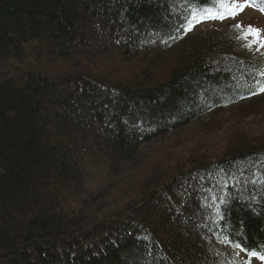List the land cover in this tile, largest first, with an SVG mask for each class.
I'll use <instances>...</instances> for the list:
<instances>
[{
    "label": "trees",
    "instance_id": "1",
    "mask_svg": "<svg viewBox=\"0 0 264 264\" xmlns=\"http://www.w3.org/2000/svg\"><path fill=\"white\" fill-rule=\"evenodd\" d=\"M209 8L0 0V264H248L237 249L264 253V202L253 205L264 201V127L206 140L220 111L241 115L244 101L264 121V56L237 38L239 22L184 31ZM171 132L181 134L153 184L114 178ZM95 165L106 180L90 189Z\"/></svg>",
    "mask_w": 264,
    "mask_h": 264
},
{
    "label": "rangeland",
    "instance_id": "2",
    "mask_svg": "<svg viewBox=\"0 0 264 264\" xmlns=\"http://www.w3.org/2000/svg\"><path fill=\"white\" fill-rule=\"evenodd\" d=\"M242 2V0H241ZM235 23V22H239V23H243V25L246 24H253V23H260L264 26V12H261L259 10V5L255 8V6L252 7H245L243 9L242 12H239L235 17H231L229 16L226 19H219L214 21L213 25L216 26H222L225 27L227 24L230 23ZM209 24H205L202 25L200 28L202 27H208ZM210 26V25H209ZM261 29V28H260ZM262 30V34H264V30ZM235 52H240L241 54H244V51L242 50V48H235L234 49ZM261 51V52H260ZM260 51H258V53H260V55L264 56V48H260ZM264 94V93H262ZM263 99L257 100V101H262ZM263 104V103H261ZM180 108H184L187 109L186 106H183L182 104L179 105ZM242 107V113L240 115V113L237 111L236 109H223L220 111L219 115H215L216 117L214 118V120L219 121L221 124L220 128L215 130L214 132H212L209 136V138H206L207 141H209V143H212L214 140V142L217 141V139L221 138L222 134L227 133L229 134V132L231 130H236V138H240L242 136H247L248 132H250L253 136H259L262 132V128L264 127V121H256L254 122V111L257 110L256 107V103L253 100H249V101H244L241 103ZM208 110L204 111L202 113V117L196 122V123H201L202 121H206L210 116L207 115ZM223 112V113H221ZM214 117V116H213ZM259 120V119H258ZM192 124H195V122H193ZM181 133H178L177 135H173L172 132L171 133H166L164 136H162L160 139H158V141H156L153 146L151 147L150 151H144L141 152L139 154V156H137V158H139L138 160L126 163V162H121L119 163V165L117 166V171L118 174L114 175L117 180L121 179V177H123L126 174H131V178L135 175L138 176L137 179H140L148 174L150 175V178L147 179H143L144 181H140V185L141 187H148L151 184H153V181H156L158 179V175L159 173H161V171H159L158 166L160 165L159 161L162 160H168V158H163L164 156H166V153L164 151H168V147L170 145L168 144H173V141H175L174 139L180 136ZM163 138V139H162ZM191 139V138H190ZM190 139L188 138L189 141L184 142L183 140H181L182 142L180 144H177V146H175L176 148L180 147L182 144L185 145H189ZM205 141V140H204ZM171 147V146H170ZM155 149V150H154ZM164 149V151H163ZM144 150V149H142ZM155 151V155L154 158H151V154L152 152ZM197 154H199V151L196 152ZM211 153V151L209 152V154ZM146 155H148V158H146ZM169 156V155H168ZM144 157V158H143ZM143 158V159H142ZM146 160L148 161L147 165H146ZM190 160V159H187ZM188 161H184L182 163H186ZM146 166V167H144ZM150 166L151 168L147 167ZM144 167V168H143ZM145 168H146V172H145ZM178 168V167H177ZM142 173H145L143 176H141ZM106 180V174L105 172L102 171V168L99 165H95V166H90L89 170H88V187H90V189H96L102 182H104ZM39 191V188H38ZM37 193V192H36ZM242 196H244L243 198H252V194H243L241 193ZM241 196V195H240ZM264 201H253V205H259L261 203H263ZM197 215V214H196ZM199 216H195V218H198ZM191 224H188L187 226L190 227V231L193 232L195 231L196 228L199 224H197L196 222H194L191 226ZM202 236V232L201 234H196L194 235L193 238V242L195 243V245H202V242H200L198 239L201 238ZM193 243V244H194ZM135 252L138 253V250L135 249ZM137 256L140 257V259L142 260L143 257L140 256V254H138ZM144 260V259H143ZM250 264H257L256 261L254 260H250L249 261Z\"/></svg>",
    "mask_w": 264,
    "mask_h": 264
},
{
    "label": "snow or ice",
    "instance_id": "3",
    "mask_svg": "<svg viewBox=\"0 0 264 264\" xmlns=\"http://www.w3.org/2000/svg\"><path fill=\"white\" fill-rule=\"evenodd\" d=\"M211 8L192 11L191 17L186 18L187 26L184 28V31H191L194 27L193 21L199 23L204 19H226L229 16L235 17L239 12H242L243 9L247 7L257 6L259 4V10L264 12V0H209ZM234 28L240 29V35L237 37L241 40H248L249 37H253V40L248 41L246 46L250 47L252 43H259L261 48H264V34L262 30L248 25L244 27L243 25L237 23L233 25ZM264 75V73H262ZM259 92L264 93V83L257 84ZM228 238L222 237L221 242L226 243ZM236 248H240L239 244H235ZM249 255L257 257L260 260H264V253L250 252Z\"/></svg>",
    "mask_w": 264,
    "mask_h": 264
}]
</instances>
